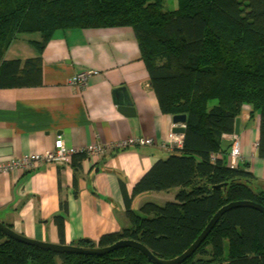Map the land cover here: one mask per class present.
I'll return each instance as SVG.
<instances>
[{
  "label": "trees",
  "instance_id": "trees-1",
  "mask_svg": "<svg viewBox=\"0 0 264 264\" xmlns=\"http://www.w3.org/2000/svg\"><path fill=\"white\" fill-rule=\"evenodd\" d=\"M164 2L0 0V89L42 83L39 57L5 59L19 36L37 35L30 42L41 52L58 32L129 28L160 112L186 115L181 148L147 171L129 198L124 195L128 228L103 235L97 246L84 241L74 246L106 248L127 240L171 260L192 245L221 207L246 201L264 208V182L239 165L229 168L230 145L222 146L248 106L250 118L258 117L257 154L264 160V0H249L253 27L240 20L239 0H173L167 9ZM172 190L174 200L162 207L145 203L137 212L130 207L136 196ZM56 219L62 242L63 223ZM0 264L149 263L129 247L103 256L57 254L0 232ZM182 264H264V216L246 207L224 213Z\"/></svg>",
  "mask_w": 264,
  "mask_h": 264
},
{
  "label": "crops",
  "instance_id": "crops-1",
  "mask_svg": "<svg viewBox=\"0 0 264 264\" xmlns=\"http://www.w3.org/2000/svg\"><path fill=\"white\" fill-rule=\"evenodd\" d=\"M38 40L37 35L19 36L5 53L6 60L21 62L39 57L42 83L0 89V163L40 154L57 140L75 151L140 137L152 139L154 146L110 150L99 160L78 153L61 166L41 163L27 171L1 172L0 223L39 242L97 246L103 235L128 228L124 195L129 198L144 174L172 153L159 147L172 133V117L159 110L129 28L58 32L41 52L30 42ZM81 73L89 75L85 85L71 84ZM119 88L130 100L131 116L119 110L114 93ZM249 114L243 106L238 116V165L264 182L258 117ZM228 145L224 137L222 146ZM176 192L139 195L130 207L137 212L145 203L163 205ZM56 218L63 223L62 242Z\"/></svg>",
  "mask_w": 264,
  "mask_h": 264
},
{
  "label": "water",
  "instance_id": "water-1",
  "mask_svg": "<svg viewBox=\"0 0 264 264\" xmlns=\"http://www.w3.org/2000/svg\"><path fill=\"white\" fill-rule=\"evenodd\" d=\"M114 93L117 95V98H119L120 103L118 104L120 112L122 114L131 116V114L134 113L130 100L127 98V94L125 92L124 88H119L114 91ZM172 123L174 125V128L172 129V133L174 134H180L184 135L185 132V123H186V115H175L172 116ZM240 133V119L236 118L234 123V132L233 134L235 136H238ZM240 207H246V208H252L257 211H259L264 216V208L260 205L246 202V201H239V202H233L229 203L223 207H221L211 218L209 223L206 225L205 229L202 231V233L197 237V239L190 245V247L184 251L180 256L171 259V260H161L156 257H154L144 246H142L139 243L133 242V241H118L114 244H112L109 247L106 248H85V247H78L74 245H58V244H50L45 242H39L31 239H27L19 234L14 233L12 230H10L8 227H5L0 223V232L8 237L9 239H12L18 243L35 247L40 250L44 251H51L53 253L57 254H73V255H84V256H103L107 255L108 253H111L115 250H118L120 248L129 247L137 250L140 252L146 261L149 264H182L187 258H189L195 250L200 246V244L204 241L208 233L212 230L214 225L217 223V221L220 219V217L234 209V208H240Z\"/></svg>",
  "mask_w": 264,
  "mask_h": 264
},
{
  "label": "built area",
  "instance_id": "built-area-1",
  "mask_svg": "<svg viewBox=\"0 0 264 264\" xmlns=\"http://www.w3.org/2000/svg\"><path fill=\"white\" fill-rule=\"evenodd\" d=\"M87 73H81L71 78L70 83L73 85L84 86L87 78ZM230 141V149L228 153V167L234 169L238 166L241 159V147L238 138L235 135L225 136ZM183 136L180 134L168 133L165 139L159 144V147L166 152H172L175 149H180L182 146ZM154 146L150 138H127L112 145H97L92 144L85 149L75 151L66 146L63 141H55L51 149H46L42 153H34L25 157L13 159L7 163H0V173L9 171H27L35 168L41 163H51L57 166L66 164L70 157L78 153L85 154L90 160H99L104 157L110 150L127 149L132 147H151Z\"/></svg>",
  "mask_w": 264,
  "mask_h": 264
},
{
  "label": "rangeland",
  "instance_id": "rangeland-1",
  "mask_svg": "<svg viewBox=\"0 0 264 264\" xmlns=\"http://www.w3.org/2000/svg\"><path fill=\"white\" fill-rule=\"evenodd\" d=\"M173 0H165L164 2V8L167 9V8H172L173 7ZM239 4H238V15L240 17V20L244 23V24H247V25H250V27H253V14H252V11H251V5H250V2L249 0H239ZM240 143V142H239ZM156 198L154 197V200ZM163 204V203H162ZM165 204L163 205H158L160 207L164 206Z\"/></svg>",
  "mask_w": 264,
  "mask_h": 264
},
{
  "label": "clouds",
  "instance_id": "clouds-1",
  "mask_svg": "<svg viewBox=\"0 0 264 264\" xmlns=\"http://www.w3.org/2000/svg\"><path fill=\"white\" fill-rule=\"evenodd\" d=\"M234 135V134H233ZM183 136V135H182ZM237 137V136H236Z\"/></svg>",
  "mask_w": 264,
  "mask_h": 264
}]
</instances>
